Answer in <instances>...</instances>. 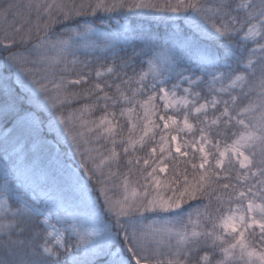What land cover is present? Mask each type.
Wrapping results in <instances>:
<instances>
[{"label":"snow or ice","instance_id":"1","mask_svg":"<svg viewBox=\"0 0 264 264\" xmlns=\"http://www.w3.org/2000/svg\"><path fill=\"white\" fill-rule=\"evenodd\" d=\"M0 264H264V0H0Z\"/></svg>","mask_w":264,"mask_h":264}]
</instances>
